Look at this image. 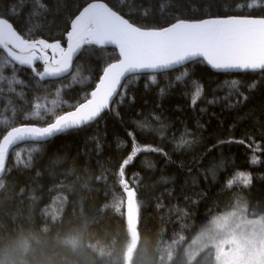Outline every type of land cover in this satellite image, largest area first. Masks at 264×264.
<instances>
[{"label": "trees", "instance_id": "obj_1", "mask_svg": "<svg viewBox=\"0 0 264 264\" xmlns=\"http://www.w3.org/2000/svg\"><path fill=\"white\" fill-rule=\"evenodd\" d=\"M157 3L123 0L120 6L138 23L146 22L141 12L147 8L151 26H158L165 17ZM55 4L52 0V15L36 38L62 36L68 13ZM179 7L167 18L264 16V0H184ZM117 58L116 48L93 47L77 59L71 76L42 82L28 68L13 70L0 56V132L22 123L46 126L90 92ZM186 67L190 75L181 82L176 76L182 67L156 74L154 85L151 74L131 76L128 94L134 102L125 100L90 126L12 151L0 182V264H215L212 250L194 262L187 255L214 219L242 206L264 221V73H220L203 63ZM36 70L42 72L43 65ZM192 80L204 89L195 106ZM225 96L229 99L205 102ZM36 103L42 106L39 116L33 115ZM182 133H190L193 142L177 148ZM133 139L142 151L125 167L124 178L135 189L131 215L119 169ZM230 139L244 143H220ZM241 173L251 176L250 184L236 180Z\"/></svg>", "mask_w": 264, "mask_h": 264}, {"label": "snow or ice", "instance_id": "obj_2", "mask_svg": "<svg viewBox=\"0 0 264 264\" xmlns=\"http://www.w3.org/2000/svg\"><path fill=\"white\" fill-rule=\"evenodd\" d=\"M122 3L123 0H118V4L110 6L103 0H56L55 7L68 13L62 36L36 38L40 25L46 26L52 15V0H0V56L5 58L3 63L13 70L17 65L27 67L41 81L60 78L69 73L73 59L82 57L87 49L109 45L118 49L116 61L102 69L92 90L73 103L70 110L54 114L46 126L22 123L0 132V174L5 172L6 158L13 145L29 140L45 142L56 135L96 123L103 118V114L113 111L125 100L134 102L135 97L128 94L130 81L126 77L130 74L134 79L136 74L150 72L149 80L154 85L158 72L173 70L177 66L183 68V72L176 76V81L181 82L190 75L186 66L193 63H203L224 73H264V16L225 15L190 20L182 14H173L168 19L169 11H181L179 6L184 0H165L164 3L158 0L156 11L165 17V22L156 21L158 26H151L152 21L147 19L150 15L147 8L141 12L146 22L138 23L131 11H123ZM247 7L252 5L248 4ZM88 55H91L90 51ZM37 62L43 65L42 72L36 70ZM15 82L20 83L19 80ZM191 83L194 85L191 104L195 106L197 100L203 97L204 89L196 80ZM232 83L235 86L236 82ZM249 87L254 88L255 83ZM159 92L164 95L165 89L160 88ZM239 95L243 100L248 98ZM229 96L213 97L205 102L214 104L218 99L228 100ZM232 106L229 104V107ZM41 107L36 103L33 115L39 116ZM154 118L160 120L159 116ZM136 126L146 128L144 123H137ZM128 135L132 136V133ZM188 135L190 133L181 134L177 148L192 144ZM233 142L244 143L243 140L231 139L220 143ZM133 143L131 154L120 166L119 182L134 198L135 189H130L124 178L125 167L142 151L135 146L134 139ZM143 150L163 152L157 148ZM252 162H256L255 157ZM240 178L245 185L251 183L249 174L241 173Z\"/></svg>", "mask_w": 264, "mask_h": 264}, {"label": "rangeland", "instance_id": "obj_3", "mask_svg": "<svg viewBox=\"0 0 264 264\" xmlns=\"http://www.w3.org/2000/svg\"><path fill=\"white\" fill-rule=\"evenodd\" d=\"M209 250L215 264H264V221L251 218L242 206L214 219L189 245V262Z\"/></svg>", "mask_w": 264, "mask_h": 264}, {"label": "water", "instance_id": "obj_4", "mask_svg": "<svg viewBox=\"0 0 264 264\" xmlns=\"http://www.w3.org/2000/svg\"><path fill=\"white\" fill-rule=\"evenodd\" d=\"M103 48H116V46H114V45H109V46H104ZM116 49H117V48H116ZM117 50H118V49H117ZM78 58H79V57L73 59V66H72V68L69 70V73L65 74L63 77H60V78H46V79L42 80V82L62 80V79H65V78L71 76V75L73 74V72H74V64H75V62L77 61ZM37 64H41V63H40V62H37L36 65H37ZM17 66H18V65H17ZM24 68H27V67H24ZM178 68H181V67H180V66H177V67H176L175 69H173V70H176V69H178ZM28 69H29V68H28ZM173 70L160 71V72H158L157 74L167 73V72H170V71H173ZM212 70H213V69H212ZM213 71H214V72H217V71H215V70H213ZM220 73H224V72H220ZM232 73H242V72H232ZM145 74H151V73H150V72H143V73H139V74H136V75H145ZM136 75H135V76H136ZM131 76H132V74H130L128 77H126V79H128V78L131 77ZM122 83H123V81H122ZM74 130H76V129H74ZM71 131H72V130H71ZM68 132H69V131H68ZM65 133H67V132H65ZM65 133H62V134H65ZM59 135H61V134H59ZM57 136H58V135L52 137L51 139H49V140H47V141H45V142H37V141H31V140H29V141L20 142V143H18V144L13 145V146L9 149V152H8V155H7V158H6V162H5V172H4L3 174H0V182L3 180V178L5 177V175H6V173H7V169H8V163H9L10 155H11V153H12V151H13L14 149H16L17 147H19V146H21V145H23V144H26V143H46V142H48V141L54 139V138L57 137ZM125 193H126V196H127V199H126V207H127L128 213L131 214V215H133V213H134V210H133V207H132L133 197H131V196L129 195V193H128L127 190H125ZM135 228H136V222H135V224L133 225V232H135ZM135 235H136V233H135Z\"/></svg>", "mask_w": 264, "mask_h": 264}]
</instances>
